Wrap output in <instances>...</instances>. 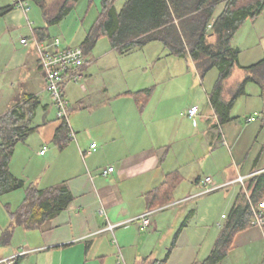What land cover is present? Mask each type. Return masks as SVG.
<instances>
[{
	"label": "crops",
	"instance_id": "crops-1",
	"mask_svg": "<svg viewBox=\"0 0 264 264\" xmlns=\"http://www.w3.org/2000/svg\"><path fill=\"white\" fill-rule=\"evenodd\" d=\"M28 1L29 13L16 6L0 17V116L28 100L36 105L33 131L15 146L10 170L39 189L64 185L73 201L40 228L15 227L8 243H2V237L11 226V217H0V260L17 255L15 264H121L120 259L126 264H152L167 257L166 264L202 262L238 198L244 193L250 198L251 179L264 177L261 87L252 82L245 87L242 97L247 102L253 99L252 113L246 114L245 121L233 116L231 108L230 120L221 123L209 102L218 76L213 75L207 88L203 81L209 72L202 77L191 56L172 55L158 41L122 52L106 37L109 45L86 60L81 81L64 85L74 136L57 143L54 138L62 121L45 90L28 25L32 20L37 31L47 23L40 6ZM127 1L114 0L117 13ZM13 4L15 0H0V6ZM223 8L219 4L215 15ZM89 29L75 46H81ZM25 37L26 45L21 43ZM231 45L239 52L240 67L264 59V9L243 23ZM137 54L139 59L134 58ZM239 66L224 84L225 102L247 75ZM147 89L149 96L138 94ZM195 105L199 114L189 118L187 111ZM109 167L114 172L104 177L101 171ZM175 173L177 187L161 205L167 196L155 192ZM250 174L255 176L244 186L232 183L189 198L200 192L206 177L220 186ZM3 197L6 209L16 210L25 190ZM10 198H15V205ZM152 205L155 208L150 210ZM254 207L264 212V198ZM147 211H155L147 228L131 221ZM107 223L121 225L112 233L104 231ZM219 264H264V227L240 231Z\"/></svg>",
	"mask_w": 264,
	"mask_h": 264
},
{
	"label": "trees",
	"instance_id": "trees-1",
	"mask_svg": "<svg viewBox=\"0 0 264 264\" xmlns=\"http://www.w3.org/2000/svg\"><path fill=\"white\" fill-rule=\"evenodd\" d=\"M32 1L40 6L47 23V27L35 31V37L40 42H49L55 39L51 36L49 27L61 22L80 0H65L55 14L48 12L46 0ZM221 3L224 8L220 14L215 15L217 6ZM15 7L16 3L0 6V17ZM263 9L264 0H128L117 13L114 0H103L102 10L80 47L86 56L101 37L109 38L112 47L122 52L158 41L172 55L191 56L202 77L217 69L219 74L209 94V102L223 123L230 120V110L236 98L245 94L247 83H255L264 89V59L248 67H240L239 52L231 45L233 37L243 23L247 19L258 17ZM236 66L245 70L247 75L232 99L225 102L221 93ZM138 94L149 96L151 90L147 89ZM35 108V103L28 100L19 108L0 116V198L19 189L25 190L22 204L15 211L8 210L11 226L4 231L2 243L10 242L15 227L27 230L40 228L67 209L73 201L72 194L64 185L39 189L32 184H26L10 170L15 146L26 140L33 131ZM70 134L69 125L62 121L54 140L57 143H66ZM251 180H254V185L250 198H247L245 193L238 198L210 254L202 262L193 264H219L227 257L235 236L252 226V207L264 198V177L258 176ZM178 182L179 178L175 173L169 177L165 186L155 192L167 196L160 201L161 205L170 200V194ZM153 206L149 209H154ZM167 260L168 257L152 264H166Z\"/></svg>",
	"mask_w": 264,
	"mask_h": 264
},
{
	"label": "built area",
	"instance_id": "built-area-1",
	"mask_svg": "<svg viewBox=\"0 0 264 264\" xmlns=\"http://www.w3.org/2000/svg\"><path fill=\"white\" fill-rule=\"evenodd\" d=\"M16 6L21 8L25 13L30 12V3L23 0H15ZM29 28L32 32V38L35 40V46L39 55L40 67L44 73L45 78V90L50 96L51 103L56 109L57 117L61 121H65L69 125V113L70 104L66 99L64 93V85L67 81L79 82L83 78V69L86 65V56L80 46L74 47H61V42L59 39H53L49 42H40L35 37L34 23L32 21L28 22ZM21 43L26 45L28 43V38L25 37L21 39ZM199 114V107L192 106L187 111V116L189 118H195ZM252 121L253 118H249ZM70 136L73 137L74 133L70 129ZM96 144H91V149L95 150ZM45 151V150H44ZM44 151L41 154H44ZM114 172V167H109L103 169L101 174L104 177H108ZM255 174H250L248 176H238L233 181L226 184L215 186L210 177H206L202 181V188L199 193L189 197H200L211 193L220 188L229 186L230 184H240L245 185L247 180L253 178ZM187 198V199H189ZM254 213V219L252 221V226L264 227V212L260 209L252 207ZM155 211H147L142 215L132 219L131 221H136L139 223L141 228H147L150 225L149 217ZM121 224L107 223L104 231L114 232V229ZM27 251H24L26 253ZM17 255L9 258L0 260V264H15V259Z\"/></svg>",
	"mask_w": 264,
	"mask_h": 264
},
{
	"label": "rangeland",
	"instance_id": "rangeland-1",
	"mask_svg": "<svg viewBox=\"0 0 264 264\" xmlns=\"http://www.w3.org/2000/svg\"><path fill=\"white\" fill-rule=\"evenodd\" d=\"M64 1L65 0H46L45 3H46V8H47L48 12H50L51 14H55L59 10V8L62 6ZM102 1L103 0H80L79 2L75 3V5L73 6V8L69 12V14L66 15L61 22H59L56 25L49 27V31H50L51 36L54 38L58 37L60 40H62V42L63 41L66 42V43L63 42V44L61 46L80 45V42H81V40H83L82 38L84 37V34H85L84 31L88 30L93 25V23L95 22V20L97 19V17L100 14V12L102 10ZM46 27H47V24H46ZM108 45H109L108 39L106 37H101L98 40L97 44L95 45L94 49L90 52V54L88 53L86 55V60L92 59L93 53H100V52L104 51ZM148 49L151 50V48H148ZM151 52H153V51L151 50ZM139 57H140V54H137L136 56H134V58H136V59H139ZM168 61L170 63L169 59H168ZM184 66H185V70H186V63L185 62L182 64V67H184ZM177 67L180 68L179 64ZM190 67H192V66H190ZM213 75H214V78L216 79L218 76V72L216 69L211 70L204 78L203 84L205 86H207V88L213 82ZM243 81H239L237 83V85L232 88L233 91L231 92L232 96L230 97V100L232 99L234 93L237 92L238 88L240 87V83H242ZM244 95L245 94L237 97L234 105L232 106V109H233L232 112L234 114L233 116H238V119L241 121H245L246 114L248 115V114L252 113L249 110L253 107L252 106L253 99H251L247 102L246 101L247 98L242 97ZM261 97L264 98V89H262V88H261ZM49 98H50V96H49ZM239 98H240V100H238ZM197 103L200 104V102H197ZM5 197H7V196H5ZM5 197L0 198V217H2V218L9 217L8 210L6 209ZM10 201L14 205L16 204L15 198H10ZM13 208L14 207H12L11 210H15ZM192 227H193V229H195L196 224L194 223L192 225ZM120 258H122V257H120ZM120 263L126 264L123 259H120Z\"/></svg>",
	"mask_w": 264,
	"mask_h": 264
}]
</instances>
